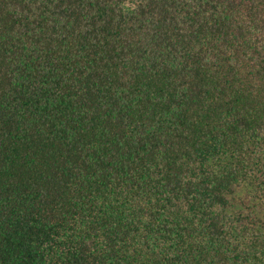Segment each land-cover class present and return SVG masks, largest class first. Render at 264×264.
I'll list each match as a JSON object with an SVG mask.
<instances>
[{"label":"trees","instance_id":"trees-1","mask_svg":"<svg viewBox=\"0 0 264 264\" xmlns=\"http://www.w3.org/2000/svg\"><path fill=\"white\" fill-rule=\"evenodd\" d=\"M0 264H264V0H0Z\"/></svg>","mask_w":264,"mask_h":264}]
</instances>
